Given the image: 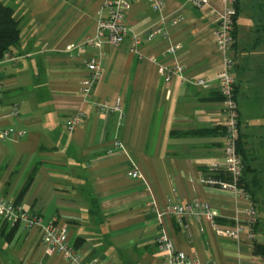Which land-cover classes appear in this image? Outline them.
<instances>
[{"label":"crops","instance_id":"1","mask_svg":"<svg viewBox=\"0 0 264 264\" xmlns=\"http://www.w3.org/2000/svg\"><path fill=\"white\" fill-rule=\"evenodd\" d=\"M14 10L20 41L0 63V130L22 131L16 140L0 137V195L21 203L50 223L67 228L86 264H162L158 246L166 232L175 247L198 264H258L255 244H264V0H238L235 61L240 114V154L249 166V189L259 215L254 240L241 233L237 242L219 237L205 218L172 216L159 221L155 207L202 201L210 204L218 227L232 229L246 220L244 197L201 178L228 181L207 168L224 164L223 103L217 74L223 56L214 40L221 0L211 9L193 0H165L157 12L146 1H134L126 16L140 35L139 54L129 38L119 46L75 49L97 33L107 16L103 0H1ZM183 21L172 26L175 18ZM162 34L148 40L157 29ZM171 45H180L185 79L167 85L158 65H170ZM101 63L103 77L85 98L84 65ZM150 59L154 60L152 62ZM205 80L206 86L194 84ZM122 105L98 113L93 103ZM14 105L20 115L10 116ZM79 111L86 118L70 133L68 121ZM126 147L127 156L113 147ZM132 160L145 182L129 176ZM0 264H72L49 254L37 228H12L0 219ZM193 264V263H191Z\"/></svg>","mask_w":264,"mask_h":264},{"label":"built area","instance_id":"2","mask_svg":"<svg viewBox=\"0 0 264 264\" xmlns=\"http://www.w3.org/2000/svg\"><path fill=\"white\" fill-rule=\"evenodd\" d=\"M104 8L107 11V16L101 17L97 22V33L94 38H88L75 49L84 47H91L98 51L102 50L105 44L111 46H119L125 40L131 39L134 47L133 53L139 54L138 47L142 42L140 35L133 34L127 26L126 16L134 1L137 0H103ZM148 2L155 11L160 12L165 6V0H139ZM195 5L199 8H209L211 6L208 0H193ZM224 5L223 11L211 10L216 15V28L214 29V40L218 51L223 56V68L216 76L218 82V91L222 97L223 103V127L225 144L223 152L225 155L224 164H212L207 168V171L217 177L223 173L229 180L224 181L214 177L201 178V183L207 186L222 187L235 191L238 195L244 197L248 202L249 208L246 210V220L244 222L237 220L232 229H222L218 227L216 222V215L212 211L209 203L202 201H194L188 204L172 203L165 209L159 210L155 207L159 221L165 216L174 217L180 225H183L186 219L200 220L207 219L214 227L215 233L219 237H227L237 242L241 240V233H246L249 240H254L256 227L259 223V215L257 207L254 204L251 196L246 192L242 185L244 177V164L241 157L238 140H239V125L240 114L237 102L236 91V77L234 75L235 61L230 53L233 50L236 38L235 27L238 16V0H221ZM183 21V17L175 18L171 22L172 26H176ZM162 28L155 30L148 38L152 39L156 35H161ZM181 50L180 45H171L168 50V56L171 57L172 63L170 65H158L159 73L163 77L167 85L171 84L173 79H185V67L179 62L178 54ZM152 62L154 60L150 59ZM13 61L8 53L0 60ZM84 65L88 71L87 77L82 82V93L85 98L92 96L95 86L101 81L103 77V69L101 63L96 59H86ZM195 85L206 86L205 80L199 79L194 81ZM3 92V85L0 83V98ZM93 107L98 113L116 112L119 114V127L122 126L125 119V114L122 110V105L117 102L114 106L108 103H93ZM20 109L18 105H14L10 112V116L18 117ZM86 118L83 111H79L71 116L68 121V131L74 132L77 127ZM24 132H13L12 130H0V137L3 140H16L23 136ZM113 147L115 150L125 153L127 156V149L125 145L118 139L114 140ZM131 169L129 176L134 179H140L145 182V177L137 167V165L130 160ZM0 219L12 228L31 229L37 228L43 235V242L47 246L49 254H60L72 264H86L78 255L75 246L69 238L67 228H60L57 226L56 219L50 223H46L42 216L35 212L28 211L25 207L16 201L9 200L0 195ZM158 246L163 255L162 264H198L194 259H190L184 252L178 250L169 235L166 232H161L158 238ZM242 264V263H239ZM258 264H264V257L259 256Z\"/></svg>","mask_w":264,"mask_h":264},{"label":"trees","instance_id":"3","mask_svg":"<svg viewBox=\"0 0 264 264\" xmlns=\"http://www.w3.org/2000/svg\"><path fill=\"white\" fill-rule=\"evenodd\" d=\"M235 38H236V27H235ZM19 41H20V30H19V24L14 15V10L3 4V2L0 0V60H2L5 57V55L9 53L16 44L19 43ZM238 148L240 151L241 150L240 138L238 140ZM243 164H244V177L242 179V185L244 186L246 192L251 196L254 202V197L252 191H250L249 189V182L247 180V175L250 172V168L244 161ZM225 179L229 180L228 177ZM255 253L258 256L264 257V244H255Z\"/></svg>","mask_w":264,"mask_h":264},{"label":"rangeland","instance_id":"4","mask_svg":"<svg viewBox=\"0 0 264 264\" xmlns=\"http://www.w3.org/2000/svg\"><path fill=\"white\" fill-rule=\"evenodd\" d=\"M261 169L263 170V180H264V166H262Z\"/></svg>","mask_w":264,"mask_h":264}]
</instances>
